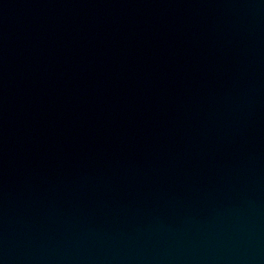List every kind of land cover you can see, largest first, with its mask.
Here are the masks:
<instances>
[{"label": "water", "instance_id": "water-1", "mask_svg": "<svg viewBox=\"0 0 264 264\" xmlns=\"http://www.w3.org/2000/svg\"><path fill=\"white\" fill-rule=\"evenodd\" d=\"M0 264H264V0H71Z\"/></svg>", "mask_w": 264, "mask_h": 264}]
</instances>
